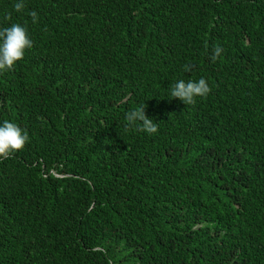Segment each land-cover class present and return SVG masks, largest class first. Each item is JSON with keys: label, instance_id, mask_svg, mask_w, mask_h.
<instances>
[{"label": "trees", "instance_id": "obj_1", "mask_svg": "<svg viewBox=\"0 0 264 264\" xmlns=\"http://www.w3.org/2000/svg\"><path fill=\"white\" fill-rule=\"evenodd\" d=\"M16 2L0 28L33 47L0 124L30 141L0 160V264H264V0ZM142 104L155 134L126 127Z\"/></svg>", "mask_w": 264, "mask_h": 264}, {"label": "clouds", "instance_id": "obj_2", "mask_svg": "<svg viewBox=\"0 0 264 264\" xmlns=\"http://www.w3.org/2000/svg\"><path fill=\"white\" fill-rule=\"evenodd\" d=\"M19 13L25 8L24 0H17L13 5ZM33 23L38 20V13L31 11ZM33 47V41L28 34L26 25L13 23L11 26L0 28V73L11 71L19 61L25 58L26 52ZM223 49L216 46L213 49L211 59L216 61L222 55ZM194 65L186 63L183 66L185 72H192ZM212 89L205 78L198 81L179 79L170 86L171 98L179 99L187 106H194L197 98H207ZM146 106L139 105L126 114V127L134 130L155 134L158 132V124L153 122L146 114ZM30 141L28 132L18 124L5 120L0 124V160L11 158L14 153L25 148ZM108 264H112L109 260Z\"/></svg>", "mask_w": 264, "mask_h": 264}]
</instances>
